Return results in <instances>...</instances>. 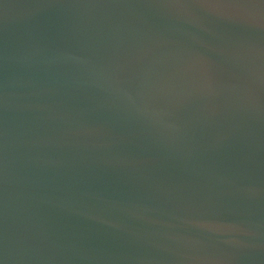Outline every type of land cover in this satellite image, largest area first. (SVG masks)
I'll return each instance as SVG.
<instances>
[{
    "label": "water",
    "instance_id": "obj_1",
    "mask_svg": "<svg viewBox=\"0 0 264 264\" xmlns=\"http://www.w3.org/2000/svg\"><path fill=\"white\" fill-rule=\"evenodd\" d=\"M261 10L0 0V264H264Z\"/></svg>",
    "mask_w": 264,
    "mask_h": 264
},
{
    "label": "snow or ice",
    "instance_id": "obj_2",
    "mask_svg": "<svg viewBox=\"0 0 264 264\" xmlns=\"http://www.w3.org/2000/svg\"><path fill=\"white\" fill-rule=\"evenodd\" d=\"M216 2V0H199L200 4H209V3H214ZM262 2H264V0H262ZM244 11L250 13V14H254V10L253 9H244ZM260 15L262 17H264V10H261Z\"/></svg>",
    "mask_w": 264,
    "mask_h": 264
}]
</instances>
